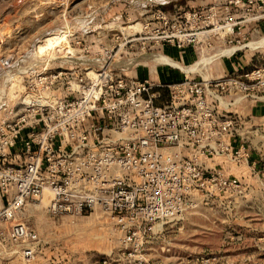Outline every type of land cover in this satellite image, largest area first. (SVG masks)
<instances>
[{"label": "built area", "instance_id": "built-area-1", "mask_svg": "<svg viewBox=\"0 0 264 264\" xmlns=\"http://www.w3.org/2000/svg\"><path fill=\"white\" fill-rule=\"evenodd\" d=\"M251 3L217 1L169 19L159 14V22L176 31L166 39L155 34V42L180 48L220 27L233 32L240 28L236 11ZM112 60L106 56L97 65L94 83L87 75H36L18 108L0 122V240L16 244L13 253L25 264L46 244L24 219L30 206L61 223L99 222L106 238L117 241V252L140 255L168 226L238 186L210 162L226 156L235 166L250 164L244 145L233 144L241 121L229 111L235 103L221 100L229 92L252 99L254 87L264 90V68L155 83L113 70ZM61 80L64 96L42 103L39 97L58 90L53 85Z\"/></svg>", "mask_w": 264, "mask_h": 264}, {"label": "rangeland", "instance_id": "rangeland-1", "mask_svg": "<svg viewBox=\"0 0 264 264\" xmlns=\"http://www.w3.org/2000/svg\"><path fill=\"white\" fill-rule=\"evenodd\" d=\"M217 1L225 0H0V122L10 118L13 107L18 108L36 75L63 72L87 77L86 69L98 70L97 65L106 56L113 59V70L147 76L155 83L162 80L160 70L170 71L181 80L193 75L236 76L240 66L264 68V0H252L238 9L233 18L240 28L229 30L223 37L208 32L199 36V43L180 48L155 42V34L166 39L176 31L159 22V14L169 19L179 11L211 6ZM136 23L141 28L135 32L121 30ZM146 24L149 26L144 29ZM43 38L56 41L54 48L36 54ZM64 38L71 53L61 57ZM249 43L257 46H246ZM234 46L241 48L233 51V56L211 59ZM150 54L165 55L179 66L194 70L185 73L167 64L141 60L142 55ZM204 59L206 66L194 67ZM133 60L132 65L123 67ZM14 75L21 77L25 91L7 102L6 92L13 85ZM70 81L71 85L76 83ZM64 86L61 80L53 85L58 90L47 93L61 98ZM72 87L79 88L76 84ZM244 95L229 92L221 102L235 103L229 111L239 114L241 121L233 144L237 148L244 145L250 156L249 166L242 162L235 166L226 156L208 164L220 165L228 177L237 178V187L186 214L168 226L142 254L130 256L116 251L117 241L106 238L107 229L101 223H61L52 220L45 210L35 211L30 206L24 219L46 242L31 264H103V258L105 264H264V90L254 87L252 99ZM49 197L46 192L44 204ZM17 249L8 239L0 240V264H25L18 253H13Z\"/></svg>", "mask_w": 264, "mask_h": 264}, {"label": "bare ground", "instance_id": "bare-ground-1", "mask_svg": "<svg viewBox=\"0 0 264 264\" xmlns=\"http://www.w3.org/2000/svg\"><path fill=\"white\" fill-rule=\"evenodd\" d=\"M140 28H141L140 27V24L139 23H136L134 25H128L126 27H123V28H121V30L122 31H133V32H135V31L139 30ZM229 30H230L229 27L224 26V27H220V28L215 29L213 31V33L218 34L219 36L223 37L224 35H226L229 32ZM129 33H131V32H129ZM55 43H56V41H53L52 39L43 38L39 42V44L37 45L36 54H40V53H42L44 51L49 52L51 49L54 48ZM62 43H63V45H62L63 48L60 51V56L61 57H63L66 52L71 53L69 51V48L67 47V40L65 38L63 39ZM246 46H248V47H254L255 46L256 47L257 46V43H249ZM240 48L241 47L234 46V47H231L229 49L221 50L214 57H212L211 59H215L217 57H221V56L230 54L231 52H233V51H235L237 49H240ZM141 60H149V61L154 62L156 64H167V65H169L171 67L178 68V69L182 70L185 73H190V72H192L194 70L193 67L185 68V67L179 66V64L177 62H175L173 59H171V58H169V57H167L165 55H162V54L142 55L141 56ZM133 62H134V60L131 61V62L130 61L129 62H126V63L123 64V67H126V66H128L130 64L132 65ZM206 62H207V59H204L199 64L197 63L194 67H197L199 65L206 66ZM204 63H205V65H204ZM198 71H199V69H198ZM85 73L89 77V80H91V82H93V83L98 78V73L93 68H87L86 71H85ZM12 81H13V85L11 87H9L7 89V92H6V101L7 102L8 101H11V100H13L15 98H18V96L25 91V87L21 83V77L20 76L14 75L13 78H12ZM56 99L53 98L47 92L43 93L39 97V100L42 103H51V104H54V103H56Z\"/></svg>", "mask_w": 264, "mask_h": 264}, {"label": "crops", "instance_id": "crops-1", "mask_svg": "<svg viewBox=\"0 0 264 264\" xmlns=\"http://www.w3.org/2000/svg\"><path fill=\"white\" fill-rule=\"evenodd\" d=\"M155 74H157V72H155ZM158 74H160V76H161V78H162V80H157L158 82H162V83H172V82H177V81H180L179 80V78H177V77H175L174 76V73L173 74H171V72L170 71H162V70H160L159 71V73ZM135 77H137V76H135ZM138 78H149V77H147V76H138ZM169 79V78H172L171 80H166V79ZM151 79V78H150ZM152 80V79H151ZM182 80V79H181ZM152 81H154V80H152ZM157 82V83H158Z\"/></svg>", "mask_w": 264, "mask_h": 264}]
</instances>
